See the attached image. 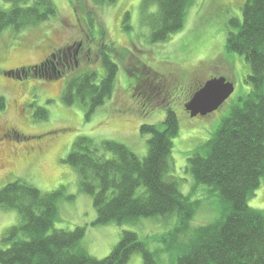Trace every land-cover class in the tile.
I'll list each match as a JSON object with an SVG mask.
<instances>
[{
  "label": "rangeland",
  "instance_id": "1",
  "mask_svg": "<svg viewBox=\"0 0 264 264\" xmlns=\"http://www.w3.org/2000/svg\"><path fill=\"white\" fill-rule=\"evenodd\" d=\"M245 1L194 0L182 30L167 41L153 44L150 19L157 8L142 5V0H52L56 15L48 21L19 32L5 29L0 35V96L6 107L0 112V130L10 129L25 138L0 140V189L16 180L43 193L64 188L57 201L54 228H85L79 245L95 259L107 257L122 231H131L154 253L155 264H173L177 249L163 251L157 238L173 230L175 216L94 225L92 198L79 191L77 174L64 160L80 137L95 143L123 144L143 159L148 154L149 135L141 134L140 127L152 125L162 131L167 113L172 112L178 135L171 141L170 176L178 182L183 196L198 203L189 229L219 219L225 205L219 196L208 193L207 186L197 184L186 167L187 160L211 138L231 108L252 90L247 82L249 65L225 48L227 33L235 30L229 22L242 21ZM8 7L0 0V8ZM65 42L76 44V48L79 45V50L72 48L65 59L54 60V68L47 64L43 79L30 76L27 69L13 72L42 63L53 48ZM102 46L111 51L118 71L111 99L87 115V106L79 101L67 106L62 93L69 79L84 72L93 71L97 83L101 80L104 69L96 54ZM74 51L79 53L75 60L78 65H74ZM9 71L13 73L7 76ZM57 73L63 77L46 79ZM217 78L233 85L232 95L217 111L191 118L185 105L207 81ZM38 108L48 111L47 120L34 116ZM248 206L264 211V177ZM19 221L15 211L0 209V238ZM186 239L181 236L178 242L185 243ZM127 264H143L141 255L133 254Z\"/></svg>",
  "mask_w": 264,
  "mask_h": 264
},
{
  "label": "trees",
  "instance_id": "2",
  "mask_svg": "<svg viewBox=\"0 0 264 264\" xmlns=\"http://www.w3.org/2000/svg\"><path fill=\"white\" fill-rule=\"evenodd\" d=\"M4 2L9 7L0 8V35L7 28L19 32L56 15L52 0ZM149 4L157 8L150 19L153 44L167 41L182 30L194 0H142V5ZM241 20L229 22L235 30L227 33L225 48L242 56L249 65L251 74L247 82L252 90L231 108L211 138L187 160L186 167L197 184L207 186L208 193L219 196L225 205L219 219L189 229L198 203L183 196L178 182L170 176L171 141L178 135L177 119L172 112L167 113L162 131L152 125L140 127L141 134L149 135V150L143 159L123 144L95 143L80 137L64 160L77 174L79 191L92 198L94 225L175 216L173 230L157 238L163 251L177 249L173 264H264V211L248 206L264 177V0H246ZM110 52L104 46L97 50L96 59L104 69L98 83L93 71L67 81L62 93L67 106L79 101L88 107L90 115L111 99L118 67ZM45 64L43 61L13 72L27 69L30 76L43 79ZM13 72L5 74L10 76ZM50 77L46 79L59 80L63 75ZM5 107V99L0 96V112ZM34 116L47 120L48 111L38 108ZM14 138L25 137L15 132ZM63 190L43 193L21 180L0 189V209L15 211L20 218L0 238V264H127L133 254H140L143 264H155L154 253L134 232L122 231L110 254L98 260L80 248L85 228L55 229L57 201ZM181 236L187 237L185 243L178 242Z\"/></svg>",
  "mask_w": 264,
  "mask_h": 264
},
{
  "label": "water",
  "instance_id": "3",
  "mask_svg": "<svg viewBox=\"0 0 264 264\" xmlns=\"http://www.w3.org/2000/svg\"><path fill=\"white\" fill-rule=\"evenodd\" d=\"M233 85L222 78L207 81L185 105L191 118L217 111L232 95Z\"/></svg>",
  "mask_w": 264,
  "mask_h": 264
},
{
  "label": "flooded vegetation",
  "instance_id": "4",
  "mask_svg": "<svg viewBox=\"0 0 264 264\" xmlns=\"http://www.w3.org/2000/svg\"><path fill=\"white\" fill-rule=\"evenodd\" d=\"M86 39H88V36L86 35ZM76 44H73V45H69V43H65L63 44V46H61L60 48H57V49H54L47 57L44 61H46V64L44 65V71L45 68L47 67V64L51 65L53 68H54V63L53 61L56 60L57 58L59 60H61L62 58L65 59L66 58V55L65 53L70 51V49L72 48H75V51H77L76 49H78V46L77 48L75 47ZM80 47V46H79ZM79 50V49H78ZM74 51V55H73V59L74 61L76 60V58L78 57L79 53L77 54V52ZM56 63V62H55ZM57 64V63H56ZM58 65V64H57ZM74 65H78L77 62L75 61ZM66 66V65H65ZM64 66V69H68V66L65 67ZM47 72V71H46ZM15 136V132L12 131V130H0V140L4 141L6 139H11V138H14ZM1 142V141H0ZM1 156V155H0ZM1 162V161H0Z\"/></svg>",
  "mask_w": 264,
  "mask_h": 264
}]
</instances>
